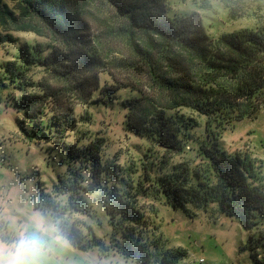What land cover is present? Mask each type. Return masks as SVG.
I'll use <instances>...</instances> for the list:
<instances>
[{
  "label": "trees",
  "instance_id": "16d2710c",
  "mask_svg": "<svg viewBox=\"0 0 264 264\" xmlns=\"http://www.w3.org/2000/svg\"><path fill=\"white\" fill-rule=\"evenodd\" d=\"M218 1L234 20L247 0ZM12 33L42 42L21 45ZM0 44L19 45L0 66V104L21 114L25 136L65 146L67 176L44 196L55 216L97 217L85 199L95 192L118 250L122 242L149 264L160 235L146 242L156 210L146 214L139 199L190 219L187 206L214 208L248 233L253 264H264V162L222 145L264 110V24L213 37L197 12H171L169 0H0ZM92 106L122 112L121 129L145 143L138 164L104 159L96 134L67 141L90 118L76 108ZM75 222L69 237L84 242L89 226ZM165 255L161 264L173 262Z\"/></svg>",
  "mask_w": 264,
  "mask_h": 264
},
{
  "label": "rangeland",
  "instance_id": "374dc122",
  "mask_svg": "<svg viewBox=\"0 0 264 264\" xmlns=\"http://www.w3.org/2000/svg\"><path fill=\"white\" fill-rule=\"evenodd\" d=\"M244 5L240 15L231 20L218 0H169L171 12H197L207 33L213 37L264 24V0H247ZM12 35L17 37L19 44L24 41L42 42L31 34ZM18 48L16 44H0V66L12 60ZM125 75L123 73L121 77ZM106 79L105 75H101L102 81ZM75 114H82L86 119L89 115L90 118L88 122H78L68 142L96 134L105 139L104 159L116 162L121 168L139 163L136 146L145 143L121 129L122 112L116 106H92L86 110L78 107ZM20 118L21 114L13 107L0 104V229L6 238L12 234L10 220L13 217L22 222L37 210L54 215L52 206L44 196L51 192L54 184L67 176L64 143L46 140L42 136H25L17 122ZM222 145L230 153H250L264 162V110L228 131ZM94 196L95 192L88 193L85 199L97 217L72 214L68 220L70 227L76 225V220L84 221L89 226L87 232L83 230L87 238L84 242L74 243L68 237V243L56 252L55 264H142L141 257L133 253L129 246L119 242L118 250L116 241L110 237L107 217L94 201ZM138 207L149 215L151 207L156 210V217L150 215L151 226L155 229L151 232L152 228L149 227L146 242L156 241L158 235L160 240L155 247H148L153 252L147 259L149 264H161L159 260L164 251L165 259L173 261L170 264H253L246 249L248 233L236 220L220 215L214 208L203 212L187 206L194 214L190 219L180 209L153 200L141 198ZM90 233L96 241L92 240ZM80 244L87 245V248H79ZM160 252L161 255H156Z\"/></svg>",
  "mask_w": 264,
  "mask_h": 264
},
{
  "label": "clouds",
  "instance_id": "9594fccd",
  "mask_svg": "<svg viewBox=\"0 0 264 264\" xmlns=\"http://www.w3.org/2000/svg\"><path fill=\"white\" fill-rule=\"evenodd\" d=\"M11 235L0 229V264H55L58 249L68 243L67 217L37 210L22 222L10 220Z\"/></svg>",
  "mask_w": 264,
  "mask_h": 264
}]
</instances>
